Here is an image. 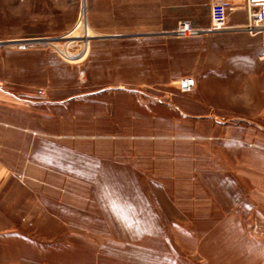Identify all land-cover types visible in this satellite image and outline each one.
Instances as JSON below:
<instances>
[{"label": "rangeland", "instance_id": "rangeland-1", "mask_svg": "<svg viewBox=\"0 0 264 264\" xmlns=\"http://www.w3.org/2000/svg\"><path fill=\"white\" fill-rule=\"evenodd\" d=\"M211 1L0 0V264H264V23L169 35Z\"/></svg>", "mask_w": 264, "mask_h": 264}, {"label": "built area", "instance_id": "built-area-1", "mask_svg": "<svg viewBox=\"0 0 264 264\" xmlns=\"http://www.w3.org/2000/svg\"><path fill=\"white\" fill-rule=\"evenodd\" d=\"M246 10L245 29L249 33H258L261 30L260 25L264 23V0H244ZM229 9L228 0H212L209 8L210 24L207 28H196L188 20H179L173 30L169 32L170 36L183 38L189 36H198L203 33H216L227 28L226 18ZM41 40V39H38ZM20 43V42H18ZM35 42H24L22 46H31ZM3 43L0 42V47ZM1 84V82H0ZM194 85L192 78H184L180 81L181 89L189 90Z\"/></svg>", "mask_w": 264, "mask_h": 264}, {"label": "crops", "instance_id": "crops-1", "mask_svg": "<svg viewBox=\"0 0 264 264\" xmlns=\"http://www.w3.org/2000/svg\"><path fill=\"white\" fill-rule=\"evenodd\" d=\"M230 7L227 10L226 25L227 28L223 31L213 33V35H221L222 37L232 41L238 42L235 46V50L240 52V56H244L246 50L249 46L244 45V43H249L251 41L252 35L256 33H249L245 29L246 24V10L244 7V0H228ZM243 43V44H242ZM239 48V49H238ZM264 58V54L260 59ZM248 97V96H243Z\"/></svg>", "mask_w": 264, "mask_h": 264}, {"label": "bare ground", "instance_id": "bare-ground-1", "mask_svg": "<svg viewBox=\"0 0 264 264\" xmlns=\"http://www.w3.org/2000/svg\"><path fill=\"white\" fill-rule=\"evenodd\" d=\"M21 41H26V42H35V41H39L38 39H27V40H22V39H19V40H15L14 42H21Z\"/></svg>", "mask_w": 264, "mask_h": 264}, {"label": "water", "instance_id": "water-1", "mask_svg": "<svg viewBox=\"0 0 264 264\" xmlns=\"http://www.w3.org/2000/svg\"><path fill=\"white\" fill-rule=\"evenodd\" d=\"M104 37H108V36H104Z\"/></svg>", "mask_w": 264, "mask_h": 264}]
</instances>
